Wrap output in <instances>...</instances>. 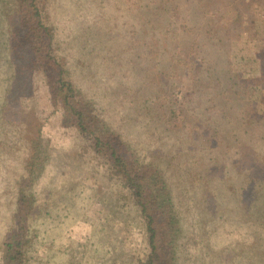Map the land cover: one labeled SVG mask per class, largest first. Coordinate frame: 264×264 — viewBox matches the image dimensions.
I'll return each instance as SVG.
<instances>
[{"label": "rangeland", "instance_id": "1", "mask_svg": "<svg viewBox=\"0 0 264 264\" xmlns=\"http://www.w3.org/2000/svg\"><path fill=\"white\" fill-rule=\"evenodd\" d=\"M18 2L0 0V244L29 148L46 141L30 264L147 259L133 190L51 104L53 60L32 48L45 35L87 110L158 170L176 264H264V0H35L41 37Z\"/></svg>", "mask_w": 264, "mask_h": 264}, {"label": "trees", "instance_id": "2", "mask_svg": "<svg viewBox=\"0 0 264 264\" xmlns=\"http://www.w3.org/2000/svg\"><path fill=\"white\" fill-rule=\"evenodd\" d=\"M18 14L24 21L28 19L32 29L36 26L38 36L44 33L45 27L39 20L35 0H19ZM34 13L29 8L34 7ZM39 24V25H38ZM49 38V40H46ZM40 38L39 46L32 47L37 58L42 61L53 60V67L50 70L42 68L43 80L48 88L50 101L53 107H62L64 112L65 127H74L80 132L83 142L94 145V149L104 150L107 157L118 166L117 174L121 176L126 187L133 190L137 199L138 210L145 220V242L148 245V253L145 264H176L175 243L177 239L173 237L175 215L165 206L167 201L163 188L159 183V172L150 167L140 168L134 163V156L125 154L129 144L121 139L115 132H111L104 122L96 118L83 105L78 98L77 91L71 81H66L62 66L58 60L52 58V36ZM264 62V50H263ZM38 136L37 140L44 143ZM49 142L45 141L42 146L29 148L27 160L24 163V178L17 185V206L16 220L12 221V216L8 214V227L3 233L4 241L0 244L4 249L5 260L3 264H30L27 254L22 248L31 237L39 235L38 231H32L30 221L33 213L36 212L37 187L45 175L49 165ZM155 176V177H151ZM43 242V241H40ZM64 253L63 250H60ZM27 259V261H26ZM42 264V262L40 263Z\"/></svg>", "mask_w": 264, "mask_h": 264}]
</instances>
